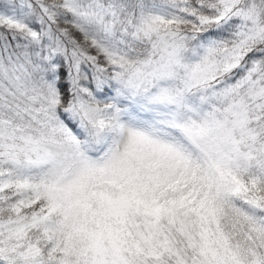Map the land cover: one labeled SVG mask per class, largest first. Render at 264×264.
<instances>
[{
	"label": "snow or ice",
	"instance_id": "6c2138e0",
	"mask_svg": "<svg viewBox=\"0 0 264 264\" xmlns=\"http://www.w3.org/2000/svg\"><path fill=\"white\" fill-rule=\"evenodd\" d=\"M0 264H264V0H0Z\"/></svg>",
	"mask_w": 264,
	"mask_h": 264
}]
</instances>
